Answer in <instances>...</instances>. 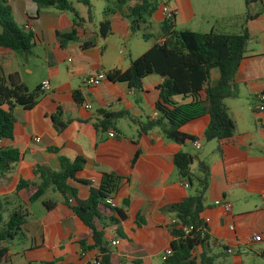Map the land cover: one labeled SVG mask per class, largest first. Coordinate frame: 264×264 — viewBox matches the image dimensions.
I'll return each mask as SVG.
<instances>
[{
    "label": "crops",
    "instance_id": "obj_1",
    "mask_svg": "<svg viewBox=\"0 0 264 264\" xmlns=\"http://www.w3.org/2000/svg\"><path fill=\"white\" fill-rule=\"evenodd\" d=\"M69 1L80 19L74 13L54 8L39 10L32 0H9L16 23L23 30L29 24L35 28L36 46L29 56L17 53L1 56L0 65L7 75L18 74L31 92L42 89L45 81H50L51 90L43 91L39 104L32 110L14 108V139L3 142L2 147L18 150L21 159L15 171L0 182V200L10 198L4 221H8L13 209L27 204L25 198L23 202L13 199L22 179L38 184L39 168L59 172L62 159L70 163L83 159L86 164L77 173V180L68 181L77 189L82 202L90 197L87 183L100 187L104 174L110 173L124 178L112 199L118 209L126 211L127 220L116 214L121 225L108 220L104 225L99 224L100 229H105L112 252L124 264H164L165 252L174 239L168 230L173 217L163 210L195 196L198 190L196 183L185 187L187 181L175 165L176 155L184 152L199 157L192 166L193 172L198 171L200 160L211 163L213 181L202 217L209 222L213 239L221 245L213 248L215 254H221L217 264H264V242H253L257 235L264 238V113L255 111L256 99L264 93V0H172L170 3L176 12L175 31L223 35L248 32L250 36L247 54L235 77L239 95L225 102L247 143L230 149L225 159L217 155L216 142L200 143L201 148L193 141L179 145L163 139L158 129L140 136L142 123L156 119L164 81L161 76L147 77L140 93L130 89L127 83L108 79L100 87L86 85L90 76L128 71L133 61L159 42L165 22L163 0H156L158 9L143 26L157 30L156 41L151 44L149 35L148 39L143 37L145 44L140 46L139 55L134 54L132 46L128 57L122 47L138 33H133L127 19L118 13L107 17L106 1L90 0V6L81 0ZM106 19L111 21L113 30L104 39L101 24ZM74 28L77 36L61 41L59 34L70 33ZM219 79L220 74L215 71L213 82L216 84ZM174 101L186 104L192 99L176 97ZM89 103L91 110L85 107ZM102 110L111 114L129 112L132 119L112 121L105 130L101 126ZM56 122L64 126L61 132ZM210 122L211 117L205 115L187 124L183 133L200 138ZM112 132L117 134L116 138H111ZM217 202L231 204L232 210L227 212ZM46 203L54 204L55 208L49 210ZM27 206L30 216L23 228L25 237L8 244L9 264H94L98 252H83L80 246V238L89 233L88 228L60 193L51 189L41 200ZM139 218L144 223L142 226L138 225ZM114 242L119 244L114 246Z\"/></svg>",
    "mask_w": 264,
    "mask_h": 264
},
{
    "label": "trees",
    "instance_id": "obj_2",
    "mask_svg": "<svg viewBox=\"0 0 264 264\" xmlns=\"http://www.w3.org/2000/svg\"><path fill=\"white\" fill-rule=\"evenodd\" d=\"M39 10L54 8L61 12H71L80 16L69 0H32ZM108 3L106 16L118 13L131 24L133 33L143 30V26L153 17L158 9L156 0H105ZM90 6V0H81ZM175 19L165 21L161 27V38L157 39L154 47L142 57L132 62L126 72L112 71L107 75L108 80L115 83H127L130 89L140 93L144 90V80L151 75L163 78L160 97L156 105L159 115L154 120L142 123L140 136L158 129L161 137L167 141L184 145L188 141L195 143L216 142L217 155L225 159L230 149L243 147L247 137L238 132L237 123L231 116L226 101L237 98L239 87L235 77L244 60L250 41L248 32L243 35H223L217 33L200 34L191 31H175ZM78 26V23H75ZM112 23L106 19L101 24V37L107 39L112 34ZM77 36L74 28L70 33L59 34L61 41H70ZM152 38L151 36H149ZM147 38V35H144ZM148 39V38H147ZM162 40H166L161 44ZM36 46L33 33L23 30L14 20L13 9L9 0H0V57L7 53H17L29 56ZM218 71L219 81L213 82V73ZM43 96L42 89L30 91L21 81L18 74L7 75L0 65V143L14 139L16 118L14 108L24 110L34 109ZM81 102L79 94L75 95ZM176 97L192 99L191 103L178 104ZM101 126L107 130L112 121L130 118L129 112L111 114L102 110ZM205 115L211 117V122L204 135L192 138L183 133V128L190 122ZM57 120V118H55ZM59 132L63 125L56 122ZM21 154L18 150L0 148V182L12 174ZM138 159V156L136 160ZM198 156L189 153H179L175 157V165L183 179L190 185L196 183L198 190L195 196L184 202L165 208L163 212L172 216L175 223L168 226L171 237L172 255L164 264H217L221 254H215L213 248H221L214 240L209 222L202 215L206 210V195L213 181L211 163L199 161L198 171L193 172L192 166ZM135 160V162H136ZM83 159L70 163L62 159V169L55 172L48 167H41L37 171L40 182L34 183L22 179L13 196L15 201L26 199V206L20 205L13 209L8 221L3 215L10 198L0 200V264L10 263V249L8 244L18 237L24 238V226L30 216L28 206L41 200L49 190L60 193L68 207L87 226L89 233L80 238L83 252L97 251L100 264H124L117 257L106 240L105 229L99 224L108 220L111 224L121 225V220H127L125 210L114 208L107 203L120 190L124 178L114 173L104 174L100 187L92 183L90 197L86 202L78 199L77 189L68 183L70 179L77 180V173L85 167ZM23 202V201H22ZM50 210L54 204H45ZM129 207V201L125 202ZM144 224L139 218L138 225ZM193 228L188 233V230ZM121 237L124 233L118 230ZM93 241V244H90Z\"/></svg>",
    "mask_w": 264,
    "mask_h": 264
},
{
    "label": "built area",
    "instance_id": "obj_3",
    "mask_svg": "<svg viewBox=\"0 0 264 264\" xmlns=\"http://www.w3.org/2000/svg\"><path fill=\"white\" fill-rule=\"evenodd\" d=\"M172 2V0H163V10H164V13H165V21H172L176 18V12L171 9L170 7V3ZM25 31L29 32V33H35L36 30L35 28L32 26V25H26L25 26ZM166 40H162L161 41V44H163ZM107 74L102 72V73H99V74H96V75H93V76H90L87 78L86 80V85L89 86V87H100L104 82L107 81ZM51 90V84H50V81H45L42 85V91H50ZM86 109L87 110H91L92 109V104L89 103V104H86ZM255 111L258 112V113H264V93L263 94H260L257 99H256V103H255ZM159 115L158 113L156 114V118H158ZM111 138H116L117 137V134L115 132H112L110 134ZM37 142H40L41 140L40 139H37L36 140ZM196 146L198 148H201V145L199 143H196ZM2 147V143H0V148ZM185 187L186 188H189L190 187V184L188 182H186L185 184ZM107 203L116 208V203L114 201V199L110 198L107 200ZM218 206H222L224 207V209L227 211V212H230L232 210V205L227 203V204H222L221 202H217L216 203ZM172 223H175V221L173 220ZM193 228H190V230H188V233L190 231H192ZM253 242L255 243H263L264 242V238L261 236V235H257L253 238ZM119 243L118 242H114L113 245L114 246H117ZM229 253H233L232 250L229 251ZM172 255V249L170 248L169 250H167L165 252V255H164V261L167 260V258H169L170 256ZM94 264H100V259H96L94 261Z\"/></svg>",
    "mask_w": 264,
    "mask_h": 264
},
{
    "label": "rangeland",
    "instance_id": "obj_4",
    "mask_svg": "<svg viewBox=\"0 0 264 264\" xmlns=\"http://www.w3.org/2000/svg\"><path fill=\"white\" fill-rule=\"evenodd\" d=\"M101 2H105V0H100ZM144 35H149V36H153L151 38V40H149V43H154L156 41V37H157V30L154 28H150V29H143L142 31L138 32V35L136 37H134L132 40H130V43L125 47H122V51L127 55V57L129 56V52L128 49L132 46H134L135 48V55H139L138 53H140V46L145 44L144 42Z\"/></svg>",
    "mask_w": 264,
    "mask_h": 264
}]
</instances>
